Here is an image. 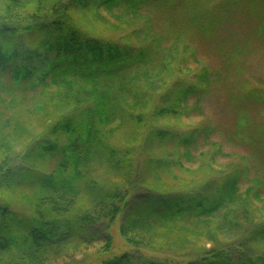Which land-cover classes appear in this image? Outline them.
<instances>
[{
  "label": "rangeland",
  "instance_id": "rangeland-1",
  "mask_svg": "<svg viewBox=\"0 0 264 264\" xmlns=\"http://www.w3.org/2000/svg\"><path fill=\"white\" fill-rule=\"evenodd\" d=\"M132 11L118 6L74 15L87 36L117 42L136 52L149 50L148 65L131 74L123 91L131 107L142 103L139 96L148 98L143 122L135 124L137 127L131 122L119 127L117 122L104 138L105 145L123 161L122 175L127 176L124 181L122 175L115 176L117 182L121 178L117 187L132 200L150 193L164 194L168 189L198 193L209 182L239 176L241 200L234 209L239 217L246 212L250 224L237 238L224 229L226 210H220L209 220L193 223V230L198 231L185 250L135 251L120 235L121 216L110 227L112 254L130 252L138 261L152 258L188 264L200 260L205 250L236 249L242 236L264 225V0H152L151 6ZM18 41L21 57L17 62L27 64L24 55L34 50L36 43L30 36ZM41 61L32 64L40 66ZM200 74H206L209 83L200 80ZM28 85L14 84L9 73L0 75V164L6 161L4 168L11 172L28 168L50 175L57 169V157H43L41 147L44 142L57 140L63 145L65 141L52 136V126L63 116L80 115L89 103L78 104V98L61 106L66 87L51 85L43 92L41 88L32 91ZM190 85L197 92L181 101L176 113L156 116L158 109L173 104L182 87ZM16 120L18 132L14 130ZM159 130L172 137L163 144L151 141V133ZM191 131L200 133L189 148L177 144L178 138ZM157 161L170 166L157 173ZM107 173L105 160L97 159L89 176L110 184ZM32 196L33 189L25 186L0 189V209L30 217L35 210ZM87 206L83 199L76 210ZM209 231L214 232L211 242L206 239ZM231 238L235 239L232 244ZM102 246L76 247L52 264H98L107 257ZM253 246L255 255L264 254L263 244Z\"/></svg>",
  "mask_w": 264,
  "mask_h": 264
},
{
  "label": "trees",
  "instance_id": "trees-1",
  "mask_svg": "<svg viewBox=\"0 0 264 264\" xmlns=\"http://www.w3.org/2000/svg\"><path fill=\"white\" fill-rule=\"evenodd\" d=\"M148 5H152V0H0V75L9 73L14 84L28 83L32 91L41 88L46 92L51 85L66 87L68 93L61 95V106L78 98V104L89 103L80 115L63 116L52 126L50 133L57 139H65L63 145L57 140L42 143L43 157H57L54 173L39 174L28 168L11 172L4 168L6 161L0 164V189L22 186L33 189L35 209L30 217H20L8 208L0 209V264H52L76 247L101 243L102 253L107 257L98 264H167L152 258L138 261L130 252L113 256L110 227L121 216L120 235L135 251L185 250L198 231L193 230V223L209 220L220 210H226L224 229L233 231L235 237L239 238L245 226H249V215L245 212L241 218L234 209L241 200L239 176L209 182L198 193L189 190L175 193L168 189L164 194L150 193L132 200L117 187L121 178L124 181L127 176L122 175L123 161L113 148L105 145L104 138L107 129L117 122L119 127L143 122L148 98L139 96L142 103L134 102L131 107L123 91L131 74L148 65L149 50L136 52L117 42L87 36L78 28L74 15L118 6L134 12ZM29 36L36 43L35 49L27 50L24 56L28 63L19 65L18 40ZM40 59V66L32 64ZM199 77L209 83L206 74ZM196 92L194 86L182 87L173 104L158 109L156 116L176 113L181 101ZM14 126L18 132L17 120ZM198 133L189 132L178 138L177 144L189 148ZM151 137V141L163 144L172 135L159 130L151 133ZM97 159L105 160L106 180L111 185L89 176ZM169 166L157 161L154 170L158 173ZM118 174L123 177L117 182L114 178ZM83 199L88 206L76 210ZM199 235L203 237L202 233ZM213 238L214 232L209 231L206 239L211 242ZM232 239L228 240L230 244L235 241ZM240 241L236 249L227 247L209 252L204 249L200 260L188 264H264V254L253 253V245H264V225L242 236Z\"/></svg>",
  "mask_w": 264,
  "mask_h": 264
}]
</instances>
